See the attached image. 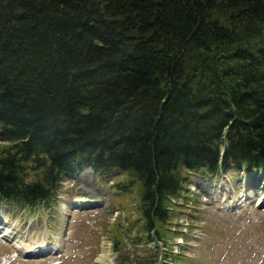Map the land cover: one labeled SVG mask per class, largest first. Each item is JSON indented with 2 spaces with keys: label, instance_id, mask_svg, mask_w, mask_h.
<instances>
[{
  "label": "trees",
  "instance_id": "16d2710c",
  "mask_svg": "<svg viewBox=\"0 0 264 264\" xmlns=\"http://www.w3.org/2000/svg\"><path fill=\"white\" fill-rule=\"evenodd\" d=\"M0 140V197L117 166L161 239L187 171L264 167V0H0Z\"/></svg>",
  "mask_w": 264,
  "mask_h": 264
},
{
  "label": "rangeland",
  "instance_id": "374dc122",
  "mask_svg": "<svg viewBox=\"0 0 264 264\" xmlns=\"http://www.w3.org/2000/svg\"><path fill=\"white\" fill-rule=\"evenodd\" d=\"M6 148L8 146L5 143H0V158ZM229 174L231 173L228 172L226 175ZM259 175L256 174L254 176L250 173L238 175L231 180V187H234L241 195L251 192L255 198H259L264 193V190H261L264 187V176ZM27 178H34V175L32 174V176ZM122 179L123 176L119 175L116 177L115 182ZM103 183L102 179H97L87 168L79 170L75 177L65 178L60 188V200L57 207L58 216L55 221L57 225H54L59 227V234L64 242L65 249L68 247L79 248L78 244L80 242L97 244L96 250L91 251L89 257L96 256L103 264H134V258L140 257L144 259L147 254L143 253L139 248L137 251L130 253L129 259H127L124 256V252L130 250L131 245L127 247V241H124V243L120 242L118 251H115L113 245L119 239L116 238L114 241L111 238L110 231L114 230L113 224L115 220H119V223L126 225L128 219L131 220L137 217L135 211L137 198L134 194H131L127 199L124 197H112V193L105 191ZM222 184L225 189H229L228 181L222 182ZM74 185L78 187L77 190ZM189 188L188 193H183V197L177 201L179 205L173 206L175 211H179L173 215L171 223L181 224L184 232L193 228L189 233L190 235L203 231L208 234V239L198 244V249L187 251L190 255H195V259L185 261V264H232V260L236 261V264H264V211H254L253 214H249L254 217V220H248L247 229L239 234L236 232L238 224L234 223L233 217L229 215L219 217L204 202V198L208 197V195L202 190H209L205 179L196 178ZM74 192L86 194L91 200V208L83 211L76 210L70 200L71 194ZM184 196L188 197L185 199ZM102 198L104 199L101 200ZM110 198H113L115 205L128 207L124 211H119L109 216ZM94 215H96L94 224L96 234L91 228L85 226V221H93ZM243 215L242 218H246L245 213ZM132 224H135L141 230L140 222L133 221ZM101 232L103 234L100 236ZM70 234L72 242L66 239ZM190 235L188 236L189 242L197 244L192 241ZM184 241L185 239L179 238L177 242L184 244ZM69 248L67 250H73ZM226 249L235 253L236 257L227 256L224 258L222 251ZM5 250L0 244V253ZM172 250L176 251V248ZM113 251L115 252L113 253ZM85 260V264H91L88 258Z\"/></svg>",
  "mask_w": 264,
  "mask_h": 264
},
{
  "label": "bare ground",
  "instance_id": "6f19581e",
  "mask_svg": "<svg viewBox=\"0 0 264 264\" xmlns=\"http://www.w3.org/2000/svg\"><path fill=\"white\" fill-rule=\"evenodd\" d=\"M95 160V159H94ZM96 162L98 163H102V161L100 159H96ZM92 164H95V163H92Z\"/></svg>",
  "mask_w": 264,
  "mask_h": 264
}]
</instances>
